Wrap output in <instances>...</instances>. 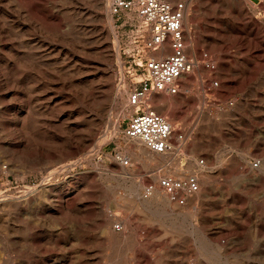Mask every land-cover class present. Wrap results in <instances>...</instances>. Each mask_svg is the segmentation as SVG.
<instances>
[{"label": "rangeland", "instance_id": "obj_1", "mask_svg": "<svg viewBox=\"0 0 264 264\" xmlns=\"http://www.w3.org/2000/svg\"><path fill=\"white\" fill-rule=\"evenodd\" d=\"M97 1L42 0L62 20L42 32L17 0H0V264H81L87 254L90 264H124L125 243L100 223L111 213L148 264H264V180L255 182L264 178V2L187 0L192 78L182 80L183 94L146 102L181 139L160 162L124 136L138 109L130 93L147 78L144 61L157 56L143 41L149 33L134 10L113 15L110 0ZM37 53L58 81L40 74ZM5 69L15 82L4 81ZM101 76L113 85L96 112L77 90ZM29 110L34 133L25 135ZM82 136L85 144L71 147ZM193 154L200 172L189 168ZM188 176L202 185L198 204L159 188L162 178ZM153 187L159 197L147 196ZM67 200L71 210L60 207Z\"/></svg>", "mask_w": 264, "mask_h": 264}, {"label": "built area", "instance_id": "obj_2", "mask_svg": "<svg viewBox=\"0 0 264 264\" xmlns=\"http://www.w3.org/2000/svg\"><path fill=\"white\" fill-rule=\"evenodd\" d=\"M111 10L113 15L131 10L136 12L149 33L147 40L143 38V41L152 53L161 54L164 45H168L166 55L161 58L151 56L144 61L147 78L130 93V103L138 109L128 118L124 136L142 140L155 153L172 151L178 132L164 115L152 110L146 102L151 94H178L182 78L196 66L195 59L188 54L184 29L187 1L113 0ZM188 178L189 185L196 189V178ZM162 182L169 192H176L187 184L170 177L163 178Z\"/></svg>", "mask_w": 264, "mask_h": 264}, {"label": "bare ground", "instance_id": "obj_3", "mask_svg": "<svg viewBox=\"0 0 264 264\" xmlns=\"http://www.w3.org/2000/svg\"><path fill=\"white\" fill-rule=\"evenodd\" d=\"M74 1V0H73ZM99 1V0H98ZM97 1V2H98ZM187 1V0H186ZM264 2V0H262ZM17 2L19 3V6L20 8H22L24 10V12L26 13L27 16H31L32 20L33 21L32 23L34 24L35 27L39 28L40 31L44 32L43 29H46V25L47 24H50L52 23L53 21H58V22H61V17L58 15L59 12H50L48 11V9H46L44 7V5L42 4V0H17ZM101 1H99L100 3ZM113 3V0H110V4H109V9H110V12L112 13V10H111V5ZM76 4H78V2H76ZM101 4V3H100ZM104 4V3H103ZM5 5V4H4ZM104 6V5H103ZM2 13V12H1ZM113 14V13H112ZM187 19H188V16H187ZM186 19V20H187ZM185 20V21H186ZM15 21V20H14ZM39 24V25H38ZM26 26V25H25ZM24 26V27H25ZM113 27V25H112ZM3 28V27H2ZM76 29V28H75ZM5 32V31H4ZM44 43V42H43ZM51 45V44H50ZM117 45V44H116ZM1 46V45H0ZM55 47V46H54ZM52 48L49 46V52H53V50H51ZM6 50V49H5ZM48 50V49H47ZM168 45H164L163 47V53L161 54H156L157 58H161L163 57L164 55H166L168 53ZM11 52V51H10ZM12 53V52H11ZM16 53V52H15ZM3 54V53H2ZM44 55V54H43ZM2 57V56H1ZM15 59V58H14ZM32 61L35 63V65L41 69L42 72H40L41 75L45 76L47 79L50 78L51 81H58V79L54 80L55 76H56V72L53 70V71H49V68H50V63L47 59L44 60V56L40 55V54H35V56H33L32 58ZM13 60V59H12ZM14 61V60H13ZM119 61H120V64H121V59L119 58ZM7 63V62H6ZM15 63V62H14ZM196 63V62H195ZM14 65V64H13ZM1 67V66H0ZM4 67V66H3ZM6 68V67H5ZM8 68V67H7ZM62 68V67H61ZM195 68V67H194ZM251 69V68H250ZM62 71V70H60ZM52 72V73H51ZM192 72V71H191ZM250 72V70H249ZM248 72V73H249ZM190 73V72H189ZM188 73V74H189ZM186 74L182 80L188 75ZM123 75V74H122ZM1 77V76H0ZM3 77H4V81L8 84L10 82H15L16 79H15V74L14 72L11 70V69H5V72L3 74ZM249 77V76H247ZM247 77H245L247 79ZM192 78V74L188 75L184 80H188ZM2 79V78H1ZM122 79H123V76H122ZM3 80V79H2ZM49 80V79H48ZM49 80V81H50ZM181 80V82H182ZM3 81V82H4ZM188 83V82H187ZM182 84V83H181ZM227 84H229L227 82ZM14 85V84H13ZM17 85V84H16ZM62 87H64L65 83H62ZM113 85V83L111 84ZM110 84L106 83V82H103L102 81V76L101 78L99 79H96L94 81V83H92V85L89 86V88H84L83 90L82 89H79L77 90L78 91V95L81 96V99L85 102H88L92 105V108L94 109V111L98 112V108L101 106L100 105V99H101V96L103 93H105V89L106 88H109L111 87ZM3 86V85H2ZM1 87V86H0ZM5 89V88H4ZM2 90V89H1ZM8 90V89H7ZM180 91H181V87H180ZM179 91V92H180ZM123 92L125 91H121L119 92V94L117 95V99L118 98H121ZM116 93V92H115ZM118 93V92H117ZM181 94H183L182 92H180ZM13 94V93H12ZM3 95V94H2ZM6 95V94H5ZM14 95V94H13ZM169 95V94H168ZM171 95V94H170ZM173 95V94H172ZM4 97V100L5 99V96ZM40 97V96H39ZM161 97V96H160ZM2 98V97H1ZM115 98V97H114ZM224 98H225V95H224ZM223 98V99H224ZM3 100V98H2ZM161 101L163 103H161L163 106L167 107L169 106L170 102H171V99L168 97H163L161 98ZM49 103V102H48ZM129 105V104H128ZM25 107V106H24ZM134 107V106H133ZM126 108V107H125ZM160 108V107H159ZM26 109V108H25ZM24 110V109H23ZM39 110V109H38ZM124 110V109H123ZM152 110H155L157 111L156 109H152ZM46 111V110H45ZM25 113V112H24ZM96 115L97 114H93V117L92 118L94 121L97 119L96 118ZM21 117V116H20ZM32 115L30 114V110L27 112V115L25 117V120H24V123L27 122L28 124V128L26 129V132H25V135H29L30 134H33L34 133V128L32 126ZM169 121V120H168ZM19 124V123H18ZM173 127V124L170 123ZM116 130L119 131V126L116 125ZM174 129V128H173ZM95 135V130H92V134L91 136H94ZM88 137V136H87ZM79 138V137H78ZM85 140H86V137L85 136H82L80 139H78V141H70V145L72 147V145H74V149H77L79 148L81 145H84L85 144ZM139 141L138 144H141V145H145L146 143L143 142L142 140L140 139H136ZM176 140V139H175ZM181 141L180 137L177 141L174 142V145H173V150L172 151H169V152H165V153H155L153 152L151 149V152H152V156L154 159H157V157H155L156 155H160L161 158H159L158 160L160 162H163L165 160V158H167L168 155H170L171 153H173V151H176L177 149V142ZM19 143V142H18ZM14 144V143H13ZM97 144V143H96ZM137 144V143H136ZM16 147V145H15ZM145 147V146H144ZM99 148V147H98ZM139 148V147H137ZM149 148V147H148ZM199 151V154L202 153V154H205L203 153L204 150L203 149H200V150H197L196 152ZM201 151V152H200ZM203 151V152H202ZM148 154V153H147ZM149 156V155H148ZM151 156V158H152ZM159 156V157H160ZM194 158L192 157V160H191V163H189V168L192 169L194 168L196 172H200L203 167L201 165V163L198 161L197 159V154H193ZM155 161V160H154ZM157 161V160H156ZM251 169L253 170V172L255 171H258V168H259V165H254V164H251ZM156 175V174H155ZM250 176V175H249ZM162 177V176H161ZM183 178V177H181ZM160 179V178H159ZM156 180V179H155ZM182 182H187V184L181 188H179V190H177L176 192H169V190H167L164 186H163V178L160 180L159 183V188L161 190H164V192H166V194H168V196H170V198L176 202H184V200L182 199V196L186 193L187 196H188V201L189 203L191 204H198L201 202L202 200V185L201 184H198V181H197V187L196 189L193 188L192 186L189 185V178L187 177L186 179H181ZM264 178L262 176H260L257 180H255V182L257 183H260V182H263ZM158 181V180H157ZM67 185V184H66ZM184 185V184H183ZM66 188V187H65ZM78 189V188H77ZM30 190V189H29ZM71 190V189H70ZM154 191V192H153ZM153 194L155 193L157 195V197H159V191L156 189V188H152V190L148 189V193H147V196L150 195V194ZM208 192V191H207ZM71 193V192H70ZM73 193V192H72ZM204 193V192H203ZM185 194V195H186ZM142 195V194H141ZM204 195V194H203ZM57 196V195H56ZM152 196V195H151ZM150 197V196H149ZM184 197V196H183ZM59 198V197H58ZM64 198V197H63ZM186 199V200H187ZM167 200V199H166ZM171 201V200H170ZM142 202V201H141ZM185 204V203H184ZM186 205V204H185ZM75 204L73 202V200L71 201H66V204L63 205V206H60L61 208L63 207L65 209L66 207V210H71L72 207H74ZM203 206V205H202ZM141 207V206H140ZM144 207V206H143ZM41 208V207H40ZM148 208V207H147ZM52 209V208H51ZM44 210V209H43ZM46 211V209H45ZM53 211H51L50 213H52ZM101 212V211H100ZM103 212V211H102ZM102 219V218H101ZM130 221V220H129ZM99 223V222H98ZM102 227L104 228L106 234H108L110 236V239H114L116 241H120L122 240V242L125 243L126 245V251H125V257H124V264H132V260H131V256L129 257V253L130 252H133L135 254V263L136 264H148L149 262V256L148 254H146V252H143L142 250L143 249H140V248H135V244H130L127 242V237L125 235H119L118 231H117V226H120L121 227V223H124L122 222V219L121 221L119 220V218H117V216H115L113 213H111V215H108L104 220H101L100 221ZM96 224V223H95ZM100 226V225H99ZM98 226V227H99ZM129 226V225H128ZM83 227V226H82ZM93 227V226H92ZM124 227V226H122ZM126 227V226H125ZM135 227V226H134ZM90 230V229H89ZM120 230V229H119ZM137 231V230H136ZM103 233V234H104ZM127 233V232H126ZM147 233V231H146ZM142 234V233H141ZM41 236V235H40ZM81 236V235H80ZM83 237V236H82ZM139 237V236H138ZM56 238V237H55ZM41 239V238H40ZM50 239V238H49ZM85 239V238H84ZM44 241V240H43ZM56 241V240H55ZM85 241V240H84ZM95 241V240H94ZM93 241V242H94ZM97 241V240H96ZM92 242V241H91ZM105 242V241H104ZM39 243V242H38ZM41 243V242H40ZM86 243V242H85ZM103 243V242H102ZM107 243V242H106ZM138 243H140V240H138ZM105 244V243H103ZM112 245V244H111ZM116 245V244H115ZM139 245V244H138ZM110 247V246H108ZM113 247V246H112ZM116 247V246H115ZM134 247V249H133ZM81 248V247H80ZM79 248V249H80ZM120 248V247H119ZM74 249V248H73ZM125 249V248H124ZM148 250V249H147ZM119 251V249H118ZM81 252V251H80ZM85 252V251H84ZM94 252V251H93ZM109 253V252H108ZM118 253V252H116ZM50 254V253H49ZM84 254V253H83ZM104 254V253H103ZM57 255V253H56ZM67 255V254H66ZM111 255H114L113 253ZM110 255V256H111ZM52 256V255H51ZM60 256V255H58ZM120 256V255H119ZM68 257V256H67ZM96 257V256H95ZM101 257V256H100ZM48 259V258H47ZM94 260L93 257H91L90 255H86L84 256V261L81 262V264H90V261L91 260ZM117 259V258H116ZM119 259V258H118ZM151 259V258H150ZM113 260V259H112ZM40 262V261H39ZM37 261V263H39ZM51 262V261H50ZM111 262V261H110ZM46 263V262H45ZM55 263V262H54ZM65 263V262H64ZM49 264V263H48ZM97 264V263H96ZM115 264V262H114Z\"/></svg>", "mask_w": 264, "mask_h": 264}]
</instances>
